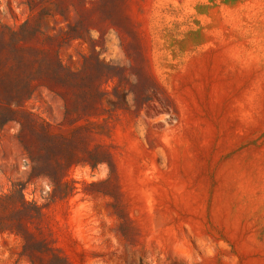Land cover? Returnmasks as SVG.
<instances>
[{
	"label": "rangeland",
	"instance_id": "374dc122",
	"mask_svg": "<svg viewBox=\"0 0 264 264\" xmlns=\"http://www.w3.org/2000/svg\"><path fill=\"white\" fill-rule=\"evenodd\" d=\"M0 264H264V0H0Z\"/></svg>",
	"mask_w": 264,
	"mask_h": 264
},
{
	"label": "built area",
	"instance_id": "2783aa9c",
	"mask_svg": "<svg viewBox=\"0 0 264 264\" xmlns=\"http://www.w3.org/2000/svg\"><path fill=\"white\" fill-rule=\"evenodd\" d=\"M45 192H46V190H45Z\"/></svg>",
	"mask_w": 264,
	"mask_h": 264
}]
</instances>
